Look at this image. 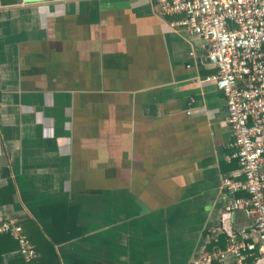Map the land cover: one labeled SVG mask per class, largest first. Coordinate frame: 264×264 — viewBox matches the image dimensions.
<instances>
[{
	"label": "crops",
	"instance_id": "crops-1",
	"mask_svg": "<svg viewBox=\"0 0 264 264\" xmlns=\"http://www.w3.org/2000/svg\"><path fill=\"white\" fill-rule=\"evenodd\" d=\"M180 17L155 0H0V215L73 233L62 264H192L216 246L238 163L207 42Z\"/></svg>",
	"mask_w": 264,
	"mask_h": 264
},
{
	"label": "built area",
	"instance_id": "built-area-1",
	"mask_svg": "<svg viewBox=\"0 0 264 264\" xmlns=\"http://www.w3.org/2000/svg\"><path fill=\"white\" fill-rule=\"evenodd\" d=\"M155 1L162 15L181 14L169 22L171 27L206 40L208 60L216 68L211 79L224 95L226 123L234 138L231 157L238 163L236 175L222 178L230 197L213 231L215 242L223 235L224 247H213L192 264H255L256 253L264 264V0ZM236 210L250 219L248 225L232 223ZM0 234L17 241V253L26 262L37 256L15 219L0 215Z\"/></svg>",
	"mask_w": 264,
	"mask_h": 264
},
{
	"label": "trees",
	"instance_id": "trees-1",
	"mask_svg": "<svg viewBox=\"0 0 264 264\" xmlns=\"http://www.w3.org/2000/svg\"><path fill=\"white\" fill-rule=\"evenodd\" d=\"M58 222L59 220H57V217H55L53 225H57ZM21 225L25 233L27 232V230H30L32 232H28V234H26L29 236L30 241L35 246L37 257H35L31 261L26 262L23 257L17 253V241L8 234H0V264H2L4 254L14 251L16 253L12 258L8 260V264H62L60 257L56 251L55 244L61 241L70 240L74 237L73 233H64L62 236H58L56 234H60L62 230H57V233H55V231L54 233L50 232L48 237L38 229L37 224L33 220L28 221V224L22 222ZM27 226H32L34 231L29 228L27 229ZM55 228L53 230H55ZM215 243L216 246L224 247L223 237L219 235L218 240ZM70 264H87V262L77 259Z\"/></svg>",
	"mask_w": 264,
	"mask_h": 264
},
{
	"label": "water",
	"instance_id": "water-1",
	"mask_svg": "<svg viewBox=\"0 0 264 264\" xmlns=\"http://www.w3.org/2000/svg\"><path fill=\"white\" fill-rule=\"evenodd\" d=\"M29 1H34V0H29Z\"/></svg>",
	"mask_w": 264,
	"mask_h": 264
}]
</instances>
